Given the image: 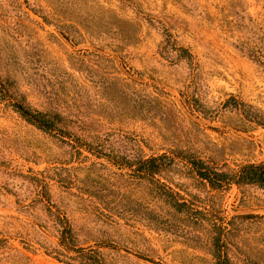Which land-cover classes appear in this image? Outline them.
<instances>
[{
  "label": "rangeland",
  "instance_id": "1",
  "mask_svg": "<svg viewBox=\"0 0 264 264\" xmlns=\"http://www.w3.org/2000/svg\"><path fill=\"white\" fill-rule=\"evenodd\" d=\"M1 87L0 264H65L59 222L103 264H213V224L234 264H264V189L117 164H264V0H0Z\"/></svg>",
  "mask_w": 264,
  "mask_h": 264
},
{
  "label": "trees",
  "instance_id": "2",
  "mask_svg": "<svg viewBox=\"0 0 264 264\" xmlns=\"http://www.w3.org/2000/svg\"><path fill=\"white\" fill-rule=\"evenodd\" d=\"M177 50L180 51V53L188 54L187 50L182 47H178ZM6 90L5 87H1L0 94L6 96ZM15 105L17 111L27 121L36 125L38 128L48 132L57 131L62 136H70L69 132L56 126L54 115L51 117L44 113L31 111L20 102L15 103ZM173 155L174 156L171 157L166 154H161L146 159H123L121 163L117 164L131 169L138 177L153 180L155 175L160 174L166 166H169L171 162L175 161V158H178L185 162L189 170L194 173L201 183L207 184L211 189H222L229 184H235L237 186L255 185L264 189V164L262 163H246L241 165L236 171L225 172L218 170L213 165H210L189 153L185 156L178 157V154L174 153ZM112 160L113 162H118L115 159ZM154 183L160 190L158 191V194L164 196L168 203H170L177 211L186 210L185 212H188L187 209H184L187 208V204L180 200L178 193L158 180H155ZM44 198L48 200L47 195H44ZM59 223L60 229L58 231V239L60 249H57L54 255V258L58 262H63L65 264H103L98 253L94 249L89 247H79L75 243L76 241L70 226L62 224V222ZM212 228L213 236L211 253L214 261L213 264H234L227 253L226 243L223 240V229L220 225L216 224H213Z\"/></svg>",
  "mask_w": 264,
  "mask_h": 264
},
{
  "label": "water",
  "instance_id": "3",
  "mask_svg": "<svg viewBox=\"0 0 264 264\" xmlns=\"http://www.w3.org/2000/svg\"><path fill=\"white\" fill-rule=\"evenodd\" d=\"M249 211H238L237 213H248Z\"/></svg>",
  "mask_w": 264,
  "mask_h": 264
}]
</instances>
